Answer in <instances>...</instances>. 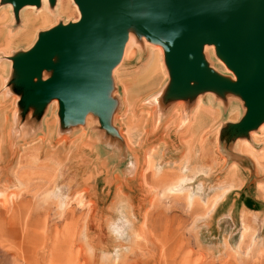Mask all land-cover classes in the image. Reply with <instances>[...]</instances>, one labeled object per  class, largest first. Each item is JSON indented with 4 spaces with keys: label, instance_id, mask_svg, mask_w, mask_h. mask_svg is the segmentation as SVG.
I'll list each match as a JSON object with an SVG mask.
<instances>
[{
    "label": "rangeland",
    "instance_id": "1",
    "mask_svg": "<svg viewBox=\"0 0 264 264\" xmlns=\"http://www.w3.org/2000/svg\"><path fill=\"white\" fill-rule=\"evenodd\" d=\"M5 7L13 9L0 0ZM79 19L37 26L32 39ZM25 28L16 18L0 25V264H44L55 239L74 249L79 264H264V185L262 194L253 193L264 179L243 173L253 209L230 217L229 200L214 212L236 179L210 162L211 134L184 146L175 134L168 137L170 126L155 103H146L147 94L126 100L125 81L139 76L143 57L131 63L126 57L113 73L110 131L95 114L85 128H63L59 102L43 114L27 109L16 84L11 59L24 50ZM144 43L132 32L128 50L143 44L147 52L151 45ZM10 44L14 51L5 49Z\"/></svg>",
    "mask_w": 264,
    "mask_h": 264
},
{
    "label": "water",
    "instance_id": "2",
    "mask_svg": "<svg viewBox=\"0 0 264 264\" xmlns=\"http://www.w3.org/2000/svg\"><path fill=\"white\" fill-rule=\"evenodd\" d=\"M16 20L42 0H5ZM54 6L56 0H48ZM80 19L43 31L34 47L11 60L27 109L43 114L59 102L63 128L81 125L89 114L110 131L116 107L113 72L133 32L165 49L174 93L195 83L200 90L238 94L248 113L240 125L247 136L264 123V0H74ZM216 55L236 77L233 82L211 70L203 51ZM45 74L49 76L44 80Z\"/></svg>",
    "mask_w": 264,
    "mask_h": 264
},
{
    "label": "crops",
    "instance_id": "3",
    "mask_svg": "<svg viewBox=\"0 0 264 264\" xmlns=\"http://www.w3.org/2000/svg\"><path fill=\"white\" fill-rule=\"evenodd\" d=\"M23 9L19 13V20L21 22L23 20L26 28L21 34V45L24 50L22 49L20 52L27 53L34 47L38 37L36 36L32 39L31 36L29 40L24 39L25 33L28 30L25 23V15L28 11H24ZM51 9L53 15H55V20L65 17L58 15V2H56ZM3 10L10 15L6 20H0V25L5 27L9 26V23L12 20H15L16 17L13 9L10 7L1 9L0 17ZM41 29H38V31H41ZM38 31H35V35H37ZM12 35L13 32L10 34L11 38ZM130 35H132V33ZM136 38L139 39L137 35ZM140 39L143 40V42H146L144 44H149L151 45L150 47L158 46L162 48L163 51V53L160 54L162 71L156 75V78L146 75V79L152 78L156 80L157 86L149 91L147 95L149 98L152 96H157L159 98L158 103L155 104L158 106L160 112V121L164 119L166 120L164 124L170 126L167 132L168 137L173 133L175 136L180 137L182 144L186 146L185 144H189L191 141H193V143L198 142L199 140H202L204 136H207V134H211L212 138H210V141L212 140V143L210 146H205L209 149L206 151L207 156L210 155L212 157L210 162L212 165L215 164V168L219 172H223L225 166V168L232 173L231 178L236 179L232 184V187L224 193L222 201L215 206L214 212L224 211L229 200L231 202L229 208L230 217L239 208L242 211L248 209L251 210V206H255L252 199L256 202V199L252 198V194H262L260 186H263L264 182L256 184L253 187L255 188V191L251 193V182L245 180L247 177L243 175V173L248 172L250 169L254 174H258L259 181L264 179V129H262L264 128V123L258 129L249 132L246 137L240 135V125L246 118L248 109L243 99L238 94L230 91H222L221 89H209L203 91L200 90L195 83H191L188 89L182 91L185 94L184 97H181L180 93L177 95L172 94L174 93V90H172L171 86V76L166 63L165 49L160 44L150 43L145 38ZM7 40L6 37L5 41L7 42ZM5 49L8 51H14V46H11L10 44L7 45ZM154 49L157 48L154 47ZM151 50L153 49L149 48L147 52H145L143 50V44L142 46L139 45L128 50L127 43L123 59L118 65V68L123 66L126 57L130 58L127 59L129 63L137 57H143L144 63L142 69L145 68ZM203 55L211 70L221 77L226 79L229 78L228 75L224 74L217 68L220 67V69H222V66L219 64V58L217 55L210 54V47H208V50L203 51ZM11 63L13 65L12 61ZM48 78L49 76L45 75L44 80ZM230 80L232 82L234 81L233 79ZM76 126H83L82 128H85L82 124ZM211 131L213 133H210ZM85 134L87 135L88 131H86ZM253 134H255L254 136H256L257 139L253 137ZM171 146L174 147L175 144L172 142ZM251 178L252 176L249 179L251 180ZM232 196L233 198L231 199Z\"/></svg>",
    "mask_w": 264,
    "mask_h": 264
},
{
    "label": "bare ground",
    "instance_id": "4",
    "mask_svg": "<svg viewBox=\"0 0 264 264\" xmlns=\"http://www.w3.org/2000/svg\"><path fill=\"white\" fill-rule=\"evenodd\" d=\"M42 7L39 8L37 11H35V6H27L26 8L33 9L31 12H27L25 15V23L27 25V32L25 33V38L29 40L32 34V31L38 26V27H49L52 26L55 22V15L52 13L51 5H49L48 0H42ZM74 14H79L80 11L75 3L74 0H58V15L65 16V17H72ZM81 16V15H80ZM10 15L6 13V11L3 10L1 13L0 20H6L9 18ZM156 47L157 49H154ZM150 47V49H153L150 51V56L145 64V68L141 69V73L139 76L135 78H127L125 81L126 84V100H131L129 98L133 97L136 99L139 96H145L149 91L153 90L157 84L156 80L152 78H147L146 75H150L152 77L156 78V75L162 71V66L160 64V54L163 53L162 48L158 46ZM208 47H210V54L216 55V45H206L204 46V51L208 50ZM219 64H222L223 67L225 66L223 61L218 59ZM115 71V70H114ZM149 71V74H148ZM114 73V72H113ZM142 77L139 80V77ZM145 77V78H144ZM137 78V79H136ZM132 81L130 82V80ZM130 83V85H129ZM136 89H133L134 85ZM131 95V96H129ZM132 98V99H133ZM158 97L152 96L146 100V103H158ZM54 102L58 103V100H54ZM65 243L59 242L57 239L51 242V244L48 245V252L46 255H44V264H79V255L77 256L74 252V249L70 246V250L68 248H63V245ZM16 263V260L13 259ZM17 264V263H16Z\"/></svg>",
    "mask_w": 264,
    "mask_h": 264
}]
</instances>
